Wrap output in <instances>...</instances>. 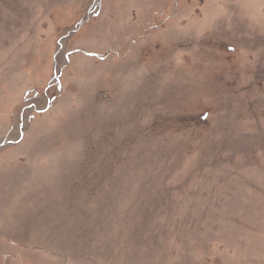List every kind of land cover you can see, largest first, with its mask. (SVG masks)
I'll use <instances>...</instances> for the list:
<instances>
[{
    "label": "rangeland",
    "instance_id": "374dc122",
    "mask_svg": "<svg viewBox=\"0 0 264 264\" xmlns=\"http://www.w3.org/2000/svg\"><path fill=\"white\" fill-rule=\"evenodd\" d=\"M0 264H264V0H0Z\"/></svg>",
    "mask_w": 264,
    "mask_h": 264
}]
</instances>
